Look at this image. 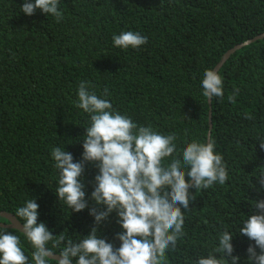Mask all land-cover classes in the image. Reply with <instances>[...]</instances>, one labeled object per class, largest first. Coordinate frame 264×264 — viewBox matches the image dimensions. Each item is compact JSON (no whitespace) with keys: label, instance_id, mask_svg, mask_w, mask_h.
Instances as JSON below:
<instances>
[{"label":"trees","instance_id":"obj_1","mask_svg":"<svg viewBox=\"0 0 264 264\" xmlns=\"http://www.w3.org/2000/svg\"><path fill=\"white\" fill-rule=\"evenodd\" d=\"M263 33L264 0H0V212L43 245L0 225V264H264V38L217 71Z\"/></svg>","mask_w":264,"mask_h":264},{"label":"water","instance_id":"obj_2","mask_svg":"<svg viewBox=\"0 0 264 264\" xmlns=\"http://www.w3.org/2000/svg\"><path fill=\"white\" fill-rule=\"evenodd\" d=\"M264 38V33L263 34H261V35H259V36H257L256 38H254V39H252V40H249V41H247V42H245V43H243V44H240V45H237L235 48H233L232 50H230L226 55H225V57H224V59H223V61L221 62V64L218 66V68H217V71H218V69L222 66V64L230 57V55L231 54H233V53H235L236 51H238V50H240L241 48H243L244 46H247V45H249V44H251V43H253V42H256L257 40H260V39H263ZM217 71L215 72V76L217 75ZM210 90L212 89V87H213V81H211L210 82ZM210 125H211V127H212V122H210ZM210 141V135H209V139H208V142ZM207 158H208V152H207V155H206V160H207ZM206 163V162H205ZM203 169V168H202ZM200 174V173H199ZM198 174V175H199ZM197 175V176H198ZM196 176V177H197ZM195 177V178H196ZM195 180V179H194ZM193 180V181H194ZM174 210V209H173ZM173 210H172V212H173ZM0 216L1 217H4L5 219H7L8 221H10V224H2V223H0V225L1 226H4V227H9V228H14V229H17V230H19V231H21V232H23V233H25V234H27V235H29V237L32 239V240H34V241H36L37 242V244L39 245V246H43L42 245V243L40 242V241H38L36 238H35V236H33L18 220H17V218L14 216V215H12V214H8V213H2V212H0ZM170 218H171V214L168 216V218H167V221L165 222V225L163 226V228L161 229V231H160V233L158 234V236H157V238H156V240H155V243H154V246H153V250H152V252H151V256L153 255V252L157 249V247H158V245H159V242H160V240H161V237H162V234H163V231H164V229H165V227H166V225L168 224V222H169V220H170ZM45 250V252H46V254H47V256L48 257H50V258H52V259H54V260H57V261H59V262H61L62 264H71L68 260H66L65 258H63L62 256H60V255H57V254H54V253H51V252H48V251H46V249H44Z\"/></svg>","mask_w":264,"mask_h":264}]
</instances>
